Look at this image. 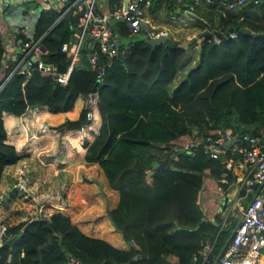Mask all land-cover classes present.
<instances>
[{"label":"trees","instance_id":"1","mask_svg":"<svg viewBox=\"0 0 264 264\" xmlns=\"http://www.w3.org/2000/svg\"><path fill=\"white\" fill-rule=\"evenodd\" d=\"M224 1L213 0L206 9L197 6L196 14L207 22L196 17L198 23L223 31L240 24L252 33L235 30L234 37H201L197 59L173 86L179 70L192 58L187 52L191 44L186 48L152 45L145 38L131 36L126 23L115 22L119 44H127V51L124 56L100 57H108V63L90 120L87 93L96 74L86 59L85 44L65 85L39 69L28 77L15 72L7 78L0 22V177L6 165L30 150L18 148L7 137L4 112L17 116L28 112L37 119L42 111H72L81 101L78 115L66 116L57 133L61 139L69 129L91 132L88 137L92 138L83 140L82 157L97 163L108 186L119 192L118 203L108 216L130 245L121 249L89 236L67 214L53 211L49 221L33 218L7 226L6 236H12L28 222L11 251L7 245L0 247V264H187L201 239L216 232L217 224L210 218L224 197L218 179H234L225 167L230 154L213 158L200 145L193 153L183 145L193 138V128L197 135L206 136L227 127L260 134L264 126V14L254 13L249 19L250 7L257 5L250 3L223 16L214 7ZM153 4L152 12L161 6L159 0ZM200 10L214 16L208 19ZM56 14L40 10L35 33L47 29ZM72 22L69 16L64 18L42 39L45 59L55 62L59 71L66 70L68 59L60 45L75 33ZM36 132L46 131L37 127ZM164 160L163 168L154 169ZM233 227L234 222L223 228L206 264L213 263Z\"/></svg>","mask_w":264,"mask_h":264},{"label":"built area","instance_id":"2","mask_svg":"<svg viewBox=\"0 0 264 264\" xmlns=\"http://www.w3.org/2000/svg\"><path fill=\"white\" fill-rule=\"evenodd\" d=\"M18 1L28 4L30 15L23 16L18 24L11 23L3 31L2 63L8 69L5 76L8 78L13 73L20 72L28 77L39 69L48 71L57 82L65 85L73 67L80 60L81 49L85 44L86 59L93 65L96 74V82L87 93L88 120L92 119L93 108L98 104V85L103 80L108 57L118 54L124 56L127 51V44H119V32L114 23H126L131 36L141 34L145 39L170 37L167 28L154 22L150 7L154 6L155 0H0V22L4 19V5ZM159 1V11L167 12L174 22L183 21L184 14L196 16L205 23L207 22L203 16L196 15V8H208L213 2L174 0L169 4L168 0ZM263 1L225 0L223 6L217 5L214 10L225 16L227 10ZM30 2H35L40 10L51 9L57 12L55 19L40 34L35 33L37 6H30ZM169 5L173 7L170 8ZM68 16L72 18L75 33L60 45V50L65 53L68 61L66 70L59 71L55 62L45 59L42 39L59 21ZM211 29L213 28L206 27V31ZM234 36L235 30L229 34V37ZM104 56L108 57L101 60L100 57ZM197 145L202 146L203 151L213 158H225V153H229L230 156L225 159V167L237 173L239 183L234 194L223 197L217 206L216 218L219 222L216 232L201 239L199 248L187 264L208 263L221 231L233 222L235 231L222 254L212 264H264V135L247 131L234 132L231 127H227L216 129L214 135L199 136L196 128H193V138L187 140L183 148L188 153H193ZM13 186L19 189L23 187L20 180ZM60 197L61 195L58 198ZM211 219L215 221L214 217ZM6 229V224H0V241L4 239Z\"/></svg>","mask_w":264,"mask_h":264},{"label":"crops","instance_id":"3","mask_svg":"<svg viewBox=\"0 0 264 264\" xmlns=\"http://www.w3.org/2000/svg\"><path fill=\"white\" fill-rule=\"evenodd\" d=\"M5 5L6 7L8 6V4ZM257 5L259 6L260 13L256 14H264V4ZM254 6L250 7L251 12H254ZM202 8L206 9V7ZM152 16L154 22L157 25L165 27L169 30L171 39L178 40L176 36V29L173 28L176 26V22L171 19L167 12L159 11V9H156L154 7ZM4 17L7 20V27L11 23H19V21L13 20V18H11L9 15H6L5 11ZM214 21V24L217 25V19H214ZM193 56L194 55H192V57ZM195 60L196 58L193 59V63L195 62ZM181 77L182 76L179 75L178 79L173 81L172 86ZM80 103L81 101H77L72 111L56 114L42 111L38 116L42 117V119H45L49 124L53 122H59L66 116L73 118L76 116L75 112H77L79 106H81ZM32 118H34L33 115L29 114L28 112L20 116L6 112H4L3 114L7 137L15 142L18 148L23 147V145L28 141L30 150H28L29 153L21 156L15 163L8 164L4 167L0 177V186L3 184V180H5V176H3L5 172L14 171L15 169H17L19 167V162L37 159V161H40L38 165L41 170H50V173L52 174L51 184H53V186L58 187L61 184V187L65 186V188H67L66 193L68 196H66V193H63V195L66 196V200L69 202V204H76V202L78 201L77 198H81L79 202L82 203V206L84 208L90 210V213H86V215L84 216L87 219L85 221H90V223H92V225H90L88 228L86 226L81 227L78 220L72 219V222H74L84 233L89 236L103 238L121 249H129L130 245L125 242L122 233L115 228L113 222L108 216V210L115 208L118 203L119 192L108 186L103 170L97 163H89L84 160V158L82 157V153L85 150L83 146L84 141H79V139H76L73 129L66 130L62 134L61 139L59 138L58 133H52L51 135L47 136V131L43 133L36 132L37 126L36 123H33ZM259 131L260 134L264 135V126H261ZM24 133H26L30 138H24ZM79 138H81L80 135ZM86 138L92 137H88L87 135L84 140ZM31 144H34L33 146L35 147L32 148ZM54 145L55 147L50 154H54L55 157L57 155L56 158H58V160L55 162L45 163L44 160L46 159V156H38L37 150L43 151L44 148L48 149L53 147ZM232 173L234 175V179L232 181L226 178L224 180H222L221 178L218 179V184L224 192V197L232 196L236 190V187H238L239 182L237 180V173ZM7 175H9V173H7ZM0 196H2L1 190ZM32 206L33 204L28 202L24 203L22 207L24 209H28ZM39 207L40 205H38L37 207L35 205V207L31 208V210L26 213L27 217L25 218V220L48 216H41V214L48 213V209H54L53 206L51 208L49 206H45L42 209L47 211L41 212L40 210L39 212ZM3 208V204H0V212ZM37 212H39V214ZM61 212H63V210H61ZM64 213L67 214L66 212ZM26 214L22 212L21 217ZM213 217L216 218V215ZM215 222L217 224L219 220L217 219L216 221L215 219Z\"/></svg>","mask_w":264,"mask_h":264},{"label":"rangeland","instance_id":"4","mask_svg":"<svg viewBox=\"0 0 264 264\" xmlns=\"http://www.w3.org/2000/svg\"><path fill=\"white\" fill-rule=\"evenodd\" d=\"M218 6H223V4H220ZM28 4L23 1L13 2L10 3L7 9L5 10V14L9 15L13 20L16 21H22L23 16L29 17V9ZM242 7H245L242 6ZM240 7V8H242ZM253 10L254 12H251L248 14L249 19H253L255 17L254 13H260L259 6L255 5ZM247 10L245 8L242 9V12L245 13ZM200 13H202L206 18L212 19L214 16L213 13L208 12L205 13L203 10H200ZM184 19L183 21L176 22V26L173 27L176 29V36L178 42H189L191 44L189 48L187 49L188 54L190 56L194 55L192 59L189 61L186 66L182 67L176 77L173 79V81L178 79V76H183L186 72L187 68L193 63V59H197V56L199 55L198 43L201 40V37L204 35H201V33L206 31L205 25L198 23V19H196L195 16H189L182 14ZM170 16V15H169ZM4 17V16H3ZM258 21H262L258 18ZM2 24V30L4 31L7 27V20L4 17V19L1 21ZM208 26V25H207ZM209 27V26H208ZM137 37H142L141 34L135 35ZM171 85V84H170ZM80 109V106H79ZM79 109L77 112H75L76 115L79 113ZM42 120L40 118H32L33 123H36V126L40 128L43 131H47L48 135H51L53 132L56 134L58 129L57 126L59 123L65 120V118L59 122H53L48 124L47 122L39 121ZM37 129V128H36ZM40 131V130H39ZM76 139H79V141H83L84 138L87 135H90L91 132H89L87 129L84 131L81 130H74ZM47 135V136H48ZM79 135L81 138H79ZM24 138H30L26 133L23 134ZM34 144H31V147L34 148ZM26 147H29L28 141L21 147V149H24ZM55 145L51 148H44L43 151L37 150L38 156L45 155L46 159L44 160L45 163L47 162H55L58 160L57 155L50 154L52 150L54 149ZM52 155V157H51ZM38 163L40 161H37V159H33L30 161H23L19 162V167L15 169L14 171H7L4 173L3 176H5V180H3V184L0 186V190L2 192V196H0V204H3L4 208L0 212V224L4 223L7 226L18 223L19 221L25 220L27 217V212L31 210V208L36 207L40 205L39 212H46L47 210H44L45 206H49L50 208L53 206V208L48 209V213H43L42 215H49L53 211H61L63 210V213L66 212L67 215H69L70 219L72 220H78L81 227L86 226L87 228L92 225L90 221L87 220L84 216L86 213H90V210L84 208L82 206V203L79 202L81 198H77L78 201L76 204H69V202L66 200V190L67 188L61 187H55L53 184H51V173L50 170H41L39 168ZM42 164V163H41ZM43 165V164H42ZM45 167V166H44ZM9 173V175H7ZM20 180L21 185L23 186L22 189L15 188L13 185L16 181ZM63 193H66V196L63 195ZM59 195H61L60 198ZM213 197V196H212ZM52 198V200H50ZM30 202L33 204L32 207L28 209H24L22 206L24 203ZM79 202V203H78ZM86 204V203H84ZM74 205V206H72ZM71 206V207H68ZM22 212H24L23 217H21ZM39 212H37L39 214ZM5 238L9 237L6 236ZM264 250V248L262 249Z\"/></svg>","mask_w":264,"mask_h":264},{"label":"water","instance_id":"5","mask_svg":"<svg viewBox=\"0 0 264 264\" xmlns=\"http://www.w3.org/2000/svg\"><path fill=\"white\" fill-rule=\"evenodd\" d=\"M29 5L32 6V7L37 6L35 2H30ZM4 6L5 7H3V8H6V5H4ZM39 10H40V6H37L36 7V12L39 13ZM233 30H237V31H240L242 33H248V34L252 33V30H251L250 27L245 26V25L237 24V25H234V26H229L224 31L220 30V29H217V28H213L211 30L205 31L203 35L207 36V37L216 36V37H219V38H227V37H229L230 32L233 31ZM147 41L150 44H152V45H155L157 43H165V44H167L169 46H179V47H183V48H186L187 45H189V43L191 42V41H189V42H179V43H177L176 41H174L173 39H171V38H169L167 36H160V37H156V38H153V39H147ZM164 165H165V160L162 161L161 163H159L154 169L159 170V169L163 168ZM37 219L49 221L48 216L38 217ZM27 224H28V222L22 227L21 230L18 231L17 234L9 236V237H6L2 241H0V247L2 245H7L9 247V250L11 251L15 241L22 234V232L26 228ZM234 231H235V228H232V230L230 231L228 237L225 239V241L222 244L220 250L218 251L215 260H217L219 258V256L222 254V252L225 249L227 243L231 239ZM10 259H11V253H9L8 256H7V262H9ZM128 264H131V262H129Z\"/></svg>","mask_w":264,"mask_h":264},{"label":"clouds","instance_id":"6","mask_svg":"<svg viewBox=\"0 0 264 264\" xmlns=\"http://www.w3.org/2000/svg\"><path fill=\"white\" fill-rule=\"evenodd\" d=\"M8 6H9V5H8ZM8 6H7V7H8ZM7 7H6V8H3V9H4V10H6V9H7ZM169 38H170V37H169Z\"/></svg>","mask_w":264,"mask_h":264}]
</instances>
